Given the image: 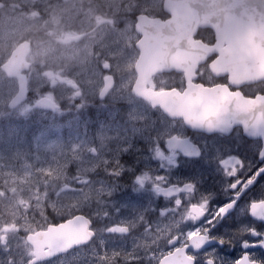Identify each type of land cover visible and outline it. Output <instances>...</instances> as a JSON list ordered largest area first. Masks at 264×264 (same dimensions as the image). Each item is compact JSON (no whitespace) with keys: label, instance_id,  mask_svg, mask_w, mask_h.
Returning a JSON list of instances; mask_svg holds the SVG:
<instances>
[{"label":"flooded vegetation","instance_id":"1","mask_svg":"<svg viewBox=\"0 0 264 264\" xmlns=\"http://www.w3.org/2000/svg\"><path fill=\"white\" fill-rule=\"evenodd\" d=\"M66 1L0 0V264H54L63 259L78 264L82 258L92 264H188L185 251L197 256L196 264H204V256L210 250H215L223 264L234 262L243 251L264 262V249H243L239 241L234 246L210 243L199 251L191 246L184 249L183 244L189 243L184 234L195 226L184 222V208L167 211L173 205L163 193H154L149 183L133 185L134 177L141 172L151 170L156 175L164 171L154 158V150L159 148L168 154L164 143L168 134H172L168 147L178 150L180 161L169 172L171 182L196 180L197 192L192 198L210 194V207L231 198L230 190L225 188L231 178L224 176L213 157L229 152L242 156L246 165L251 164L248 175L264 164L257 151L264 141V131L262 135L246 134L242 125L221 116L219 129L207 132L187 126L178 116L173 119L154 106L149 107L156 94L169 90L183 93L190 81L185 88L187 75L177 70L141 80L137 69L141 55L137 42L142 37L137 30L138 15L167 21L174 15L166 2L176 7L183 5L175 3L177 0H158L153 4L135 0L144 9H134L131 4L125 11L123 2L115 8L94 1L90 22H99L101 17L100 26L106 23L114 31L121 30L126 19L131 20L134 30L131 27L124 33L135 40V49L117 53L118 50L100 47L93 49L92 58L83 52L81 58H76L71 53L73 49L42 47L60 42L74 30L73 24L83 19L85 13L74 16L73 10L65 7ZM116 19L119 22L115 23ZM177 23L178 27H185L188 20L181 17ZM219 37L213 27L201 25L192 35L193 40L210 45H215ZM21 45L25 48L19 50ZM226 45L222 43L207 54L190 84L222 88L247 98L264 95V81L239 82L230 74L212 71L210 64ZM66 51L65 57L58 54ZM21 76L26 79L27 93L16 103ZM43 98L48 99L45 106L39 103ZM130 113L144 115L130 119ZM59 123L64 125L61 132L68 143L64 154L69 165L66 179L70 183L66 188L70 196L80 197L76 201L69 198L71 206L66 211L56 208L61 193L43 190L42 185L48 184L42 182L38 169L42 133L54 139ZM186 148L195 149L198 155H185ZM96 183L99 193L90 192V186ZM188 195L183 197L185 201ZM262 198L264 174L244 190L211 234L231 236L242 227H255L264 233V221L247 211L252 200ZM65 222L66 238L72 247L47 258L59 244L49 231ZM112 225L123 228L110 230ZM173 237L180 239L170 243ZM106 249H113L114 253L106 254Z\"/></svg>","mask_w":264,"mask_h":264},{"label":"water","instance_id":"2","mask_svg":"<svg viewBox=\"0 0 264 264\" xmlns=\"http://www.w3.org/2000/svg\"><path fill=\"white\" fill-rule=\"evenodd\" d=\"M175 3L183 6L176 7L166 2V7L174 15V19L166 22L139 16L137 25L143 37L138 42L142 53L137 68L141 78L148 79L157 71L177 69L186 71L187 78L191 80L198 63L222 43H227L212 63L215 72L230 74L233 80L239 82L264 80V0H177ZM181 17L188 20L185 27H178L177 21ZM199 25L216 30L220 37L215 45L192 39ZM23 48L25 46L21 45L19 50ZM19 85L20 94L16 103L27 93L24 76L20 77ZM166 96L163 93L156 102L164 101L161 107L170 114L181 116L187 113L215 118L214 122L209 120L207 126L195 128L216 131L222 121L218 117L223 116L241 124L246 134L262 135L264 131V95L246 98L222 88L189 85L182 94L170 92L169 98ZM47 100L43 98L39 103L44 106ZM66 225H59L51 233L59 242L55 247V244L51 246L53 255L71 247L70 240L66 238Z\"/></svg>","mask_w":264,"mask_h":264},{"label":"snow or ice","instance_id":"3","mask_svg":"<svg viewBox=\"0 0 264 264\" xmlns=\"http://www.w3.org/2000/svg\"><path fill=\"white\" fill-rule=\"evenodd\" d=\"M185 88H187V79L184 82ZM164 101L156 102V98H153V104L149 107H155L162 115H170V118H176L174 114H170L161 105ZM143 113H130V119H139L143 116ZM181 121L187 126L191 127H205L209 124V120L214 122L213 117H200L191 114H182ZM172 142V134H168V139L164 141L168 152L167 155L159 148L154 150V158L160 162V167L164 169L162 173L152 175L151 170L141 172L133 179L134 186H143L145 183L152 185V191L154 193H163L165 197L171 201L172 208L167 211H174L176 208L183 207L184 222L193 223L194 227L186 230L184 236L188 240V244H183V248L187 249L191 246L194 250L199 251L210 243H216L219 246L225 244L234 246L235 242L239 241L241 248H255L260 247L264 249V233L259 232L255 227H242L233 231L231 236L225 235H212L213 229H215L217 223L229 213L231 209L236 205L237 200L240 198L245 189L257 179L258 176L264 174V164H261L259 168L252 171L250 175L247 171L251 170L250 162L245 163V159L235 153L217 154L213 157L219 170H221L225 177L231 178L230 183L225 185L227 190L231 192V198L225 202H221L216 206L210 207L209 201L211 195L200 194L198 198L193 199L197 192V181L193 179L177 180L172 183L169 177L171 169L179 166L178 150L173 151L168 147ZM258 158L264 160V141L261 142L260 147L257 149ZM185 155L196 156L198 152L193 148H186ZM113 174H116L115 172ZM185 194H189L187 201L183 199ZM162 213L165 210H161ZM248 213L255 219L264 221V198L258 200H252L247 209ZM121 225H112L110 230L122 229ZM126 230V229H125ZM239 234V238L235 236ZM246 235L257 237L256 239H247ZM180 237H173L174 243L178 241ZM180 249V245H177V250ZM210 253V254H209ZM184 256L188 264H196L197 256L184 252ZM204 264H223L222 260L217 256L215 250H210L204 256ZM233 264H264V262L255 259L248 251H243L242 254L233 262Z\"/></svg>","mask_w":264,"mask_h":264},{"label":"rangeland","instance_id":"4","mask_svg":"<svg viewBox=\"0 0 264 264\" xmlns=\"http://www.w3.org/2000/svg\"><path fill=\"white\" fill-rule=\"evenodd\" d=\"M94 1L97 0L66 1L67 5L65 7H67V9L70 11L73 10L72 14L74 16L81 15L83 12L85 13L82 15L83 19L79 21L78 24L74 23L73 24L74 30L69 34H65V36L61 38L62 40H60V42H58L55 45L48 44V46H42V47L56 48V49H73L71 53H73L76 58L77 57L81 58V55L83 53L89 56V58H92L93 49L100 47L109 48L112 50H118L117 53H120V51H125V50L133 51L135 49V45H134L135 40H133L130 36H127L124 33L126 30L129 31L131 27L133 28V22L129 19H126L125 25L123 24L124 26H122L121 30H114V31L110 30L109 26H107L106 23H103L102 24L103 26H100V23L103 20V18L101 17L99 22L98 20H96L95 22H90L89 17L93 16L92 6L94 5ZM99 1L106 2L105 4L107 6L113 5L115 6V8L117 7L118 3L123 2V10L125 11L129 9L131 4L133 5L134 9L135 8L137 10L144 9V5L142 3L141 4L135 3L136 2L135 0H99ZM153 1L157 3L158 0H149L151 4H153ZM67 9L66 12L67 13L70 12ZM68 16L72 18L70 14ZM97 22L99 23V26L96 25ZM117 22L119 21L116 19L115 23ZM131 36L134 37V34H132ZM67 51L58 54L61 55L62 57H65L68 55ZM131 55L133 56V53H131ZM61 87L62 89H66L64 88L65 84H61ZM0 88H3V85L0 84ZM76 90L77 88H74V91ZM1 96L3 101V97H5V95L3 94V89ZM63 126H64L63 124L60 123L58 124L57 136L54 139H48L46 137V133H42V140H40L42 157H41V164L39 165L38 169L41 172L42 182L48 184V185H42L43 190L46 192L61 193L63 196L62 197L59 196L57 198L59 199V205L56 206V208L61 209L63 207L64 210L66 211L71 206V203L69 202V198H72L74 201H76L77 199H80V197L77 195L70 196L69 193L70 191L66 188V186L67 187L69 186L70 182L69 180L66 179L67 178L66 169L67 166L69 165H66L67 162L64 153L66 151L68 143L66 142V138L64 134L61 132ZM48 150H50L51 152L45 153ZM53 178H55L56 181H53ZM98 185L99 184L96 183L95 185L90 186L89 188L90 192L99 193ZM105 253L113 254L114 251L113 249H106ZM86 263L92 264L90 263V261L85 260V258H82L81 263L78 264H86ZM54 264H77V263H71L69 259H63ZM230 264H233V262Z\"/></svg>","mask_w":264,"mask_h":264},{"label":"bare ground","instance_id":"5","mask_svg":"<svg viewBox=\"0 0 264 264\" xmlns=\"http://www.w3.org/2000/svg\"><path fill=\"white\" fill-rule=\"evenodd\" d=\"M67 3V2H66ZM51 162V161H50Z\"/></svg>","mask_w":264,"mask_h":264}]
</instances>
